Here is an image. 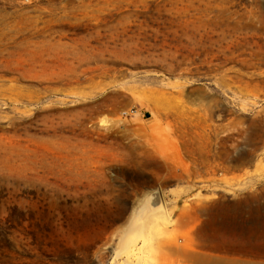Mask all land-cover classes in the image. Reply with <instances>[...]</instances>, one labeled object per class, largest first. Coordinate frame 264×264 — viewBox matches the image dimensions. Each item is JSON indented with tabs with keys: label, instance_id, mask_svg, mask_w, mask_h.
Here are the masks:
<instances>
[{
	"label": "rangeland",
	"instance_id": "1",
	"mask_svg": "<svg viewBox=\"0 0 264 264\" xmlns=\"http://www.w3.org/2000/svg\"><path fill=\"white\" fill-rule=\"evenodd\" d=\"M190 254L264 264V0H0V264Z\"/></svg>",
	"mask_w": 264,
	"mask_h": 264
},
{
	"label": "bare ground",
	"instance_id": "2",
	"mask_svg": "<svg viewBox=\"0 0 264 264\" xmlns=\"http://www.w3.org/2000/svg\"><path fill=\"white\" fill-rule=\"evenodd\" d=\"M168 218L169 215L166 212L159 210L158 215H156L155 218H153L152 224H155L156 226L164 225L165 223H167ZM171 250L175 252H180V250L177 247H173ZM187 257L191 260H197L201 264H210L211 261L208 256H198L195 254H190ZM224 264H237V263L235 261H230V263H224Z\"/></svg>",
	"mask_w": 264,
	"mask_h": 264
},
{
	"label": "water",
	"instance_id": "3",
	"mask_svg": "<svg viewBox=\"0 0 264 264\" xmlns=\"http://www.w3.org/2000/svg\"><path fill=\"white\" fill-rule=\"evenodd\" d=\"M210 258V264H224V263H230V260L226 258L221 257H214V256H208ZM237 264H257L250 261H242V260H235Z\"/></svg>",
	"mask_w": 264,
	"mask_h": 264
}]
</instances>
